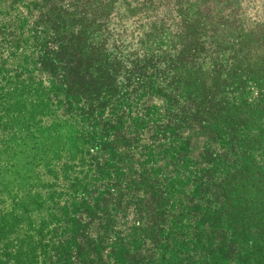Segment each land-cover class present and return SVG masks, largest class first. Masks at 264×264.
Here are the masks:
<instances>
[{"label": "rangeland", "instance_id": "1", "mask_svg": "<svg viewBox=\"0 0 264 264\" xmlns=\"http://www.w3.org/2000/svg\"><path fill=\"white\" fill-rule=\"evenodd\" d=\"M134 3L0 0V264H264L257 169L218 182L236 165L227 146L261 152L236 130L255 133L264 83L219 75L194 51L152 71L149 36L130 68ZM195 3L175 11L208 31ZM245 4L250 31L264 0ZM241 97L261 100L245 126Z\"/></svg>", "mask_w": 264, "mask_h": 264}, {"label": "trees", "instance_id": "2", "mask_svg": "<svg viewBox=\"0 0 264 264\" xmlns=\"http://www.w3.org/2000/svg\"><path fill=\"white\" fill-rule=\"evenodd\" d=\"M190 1L191 0H135L133 5L134 13H132L129 20L131 25L134 26V29L130 30L128 33L132 41V43H128V55H134V57L125 58L123 63L128 66L130 65V68H140L142 66L144 55L139 51L142 45L141 37L149 36L148 39L151 42V47L149 49L152 52L156 51V53L155 58L150 60L154 62V67L149 64V62L146 63L145 66L152 71L159 69L161 63L162 69L170 67L175 61H181L185 58L184 56L189 55L190 51H194L195 53L198 52L202 54L205 59L212 60L214 66L218 69L221 68V70L217 69L219 75L223 73L225 76L229 77L230 74H237L239 71V75L245 78L246 83H250L253 88H259L262 83H264V15H257V17L254 18L256 24L248 29L250 31H247L246 20L244 21V19L240 17V14L242 13L241 4L246 5L245 3L249 0H193L196 2L195 4L199 14L207 20L208 27L210 28L208 31H201L200 22L182 19L179 13L175 11L176 5L184 6L183 4H187ZM166 12H170L169 14L167 13V17H165ZM204 27L206 26L204 25L202 28ZM222 27L225 28V30H222ZM140 28H144L145 31H142ZM163 28H168L171 31L168 39L161 34ZM237 30L243 32L242 35L238 34ZM234 32H237V34ZM103 37L104 36L101 38L102 41L104 40ZM173 38L175 39L174 45L172 43ZM66 46V44H59L57 48L61 50ZM118 46L119 45H115V42L113 43V41H111L107 47H109L111 51H117ZM162 46L165 47L164 50L160 49ZM105 52H109V50L106 49ZM190 64L194 65L192 61H190ZM154 76L156 77L158 75L154 73ZM160 79H163V75H160ZM153 81L156 83L155 80ZM216 81L218 83L219 78H217ZM158 85L159 83H156L155 86ZM242 87L247 89L248 92L250 91L247 84ZM238 89L239 88L234 89L233 92L239 94V92H237ZM258 92L261 91L258 90ZM213 93L214 91L211 93L213 97L217 94L223 97L220 91ZM239 100L240 102H245L243 106L247 108V111L244 112L246 113L244 117L239 118L238 125L245 126L248 124V121H245L246 115L249 111L254 110L256 102L261 100L250 98L248 101L242 97ZM224 102L226 104L225 107L228 109V100ZM214 104V108H218L220 104L219 99L215 98ZM256 110L257 113L255 117L258 119V125L256 124L253 126L255 133H250L247 135L248 137H243L241 131L236 130V137L238 140L248 138L247 140L249 141L258 142L261 152L256 150V153H250L247 148L245 149L242 146H238L236 142L227 146L226 150L229 156L231 154L234 156V159L230 161H236V165L229 167L222 174V178L218 182L229 179L235 171L244 172L250 171L252 168L254 170L257 169L255 175L257 174L258 178L254 179L256 178L254 177L255 175L250 177V180L254 182L255 186L251 193L254 194L256 206L257 208L259 207L258 209L261 211L262 208L264 209V103L258 102ZM205 171L206 170L203 169L202 171H198V173L201 175L204 174ZM201 179L202 181L200 180L199 188L204 190L209 186V182H205L202 177ZM222 188H224L223 190L227 195H230L231 190L229 187L225 188V186H222ZM245 202L248 203L249 201L245 200ZM230 203L231 199L228 196L226 197V204L229 208L231 206ZM263 222L264 220L262 219L260 223L263 224ZM251 239L256 241L254 237H251ZM257 241H260L259 243L256 242L257 248L264 245V239L257 237Z\"/></svg>", "mask_w": 264, "mask_h": 264}]
</instances>
